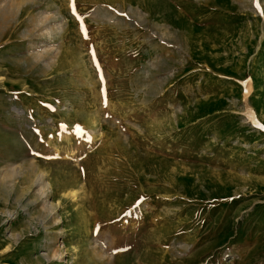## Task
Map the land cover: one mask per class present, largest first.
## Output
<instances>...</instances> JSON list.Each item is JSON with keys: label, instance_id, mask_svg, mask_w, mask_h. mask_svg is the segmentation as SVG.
Masks as SVG:
<instances>
[{"label": "rangeland", "instance_id": "rangeland-1", "mask_svg": "<svg viewBox=\"0 0 264 264\" xmlns=\"http://www.w3.org/2000/svg\"><path fill=\"white\" fill-rule=\"evenodd\" d=\"M0 264H264V0H0Z\"/></svg>", "mask_w": 264, "mask_h": 264}, {"label": "bare ground", "instance_id": "bare-ground-1", "mask_svg": "<svg viewBox=\"0 0 264 264\" xmlns=\"http://www.w3.org/2000/svg\"><path fill=\"white\" fill-rule=\"evenodd\" d=\"M2 8V7H1ZM52 32V30H51ZM20 173V172H19ZM34 183H37L40 186V193L42 195L43 198L48 197L49 191H50V187H51V183H49L48 181L45 180L44 178V174H41L40 176H38V178L35 180ZM55 205V204H54ZM50 206V205H49ZM55 208V207H54ZM54 210V209H53ZM53 257H59L60 254L58 253V251H55L54 254L52 255ZM49 258H52L51 256H49Z\"/></svg>", "mask_w": 264, "mask_h": 264}]
</instances>
